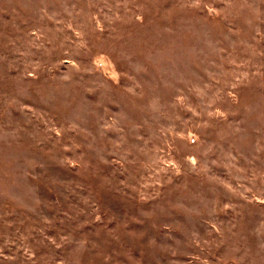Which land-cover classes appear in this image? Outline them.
<instances>
[{"label": "rangeland", "instance_id": "374dc122", "mask_svg": "<svg viewBox=\"0 0 264 264\" xmlns=\"http://www.w3.org/2000/svg\"><path fill=\"white\" fill-rule=\"evenodd\" d=\"M0 264H264V0H0Z\"/></svg>", "mask_w": 264, "mask_h": 264}]
</instances>
